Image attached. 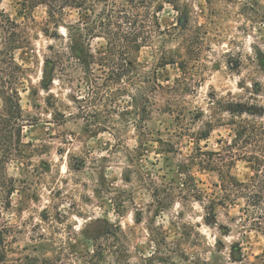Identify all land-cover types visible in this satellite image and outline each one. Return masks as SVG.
Masks as SVG:
<instances>
[{
  "label": "rangeland",
  "instance_id": "obj_1",
  "mask_svg": "<svg viewBox=\"0 0 264 264\" xmlns=\"http://www.w3.org/2000/svg\"><path fill=\"white\" fill-rule=\"evenodd\" d=\"M187 3L191 28L168 44L187 66L161 67L154 46L140 53L142 70L155 73L164 89L146 122L150 137L139 144L131 129L121 141L108 132L92 134L67 100V89L55 82L50 93L70 106L61 108L71 114L61 123L47 105L53 100L41 88L44 55L51 44L42 33L45 11L18 0L1 1L31 42L15 52L16 61L28 70L17 85L26 120L22 142L28 146L0 172L13 186L8 195L0 190L9 264L24 256L58 255L78 264L100 247L98 264H184L178 257L182 252L200 264H240L232 256L234 245L241 248L243 263L252 264L262 253L264 237L232 221L237 209L219 210L217 226L203 223L201 206L183 199L187 190L180 185L184 173L178 174V167L196 145L219 152L244 120L264 124V0L247 6L244 0ZM178 18L165 5L158 15L161 29H172ZM168 108L175 110L173 115ZM197 132L207 134L206 139L195 140ZM169 142L174 153L165 152ZM190 171L199 190L211 192L216 173L196 166ZM231 174L248 182L252 168L237 160ZM119 229L125 234L122 252L113 237ZM152 237L167 245L156 246Z\"/></svg>",
  "mask_w": 264,
  "mask_h": 264
},
{
  "label": "trees",
  "instance_id": "obj_2",
  "mask_svg": "<svg viewBox=\"0 0 264 264\" xmlns=\"http://www.w3.org/2000/svg\"><path fill=\"white\" fill-rule=\"evenodd\" d=\"M0 0V172L4 164L23 156L28 144L22 142L25 122L17 85L26 79L28 70L15 59V52L31 45L30 38L19 24L2 9ZM27 8L42 7L45 22L42 33L51 44L44 55L41 88L48 93L47 102L65 123L68 116L61 108L70 109L58 95L50 93L52 86L67 89L66 98L76 109L92 134L110 133L121 141L131 129L138 133L142 144L150 137L146 122L152 115L155 98L163 93L155 73L145 72L140 65L143 48L154 46L160 53L159 65H177L180 69L188 61L180 52L168 49V44L191 28L192 15L188 0H18ZM244 5L258 4L260 0H244ZM165 5L171 6L179 16L177 25L162 30L158 15ZM193 56V55H192ZM192 60V57L189 58ZM164 110V109H163ZM175 110L168 108L172 114ZM178 117V116H177ZM179 119V117H178ZM183 135V132H178ZM194 135V134H193ZM207 134L197 132L195 140L206 139ZM163 143L162 140H158ZM167 153H174L172 143H166ZM250 164L252 176L248 182H240L232 174L235 161ZM213 172L217 182L211 192L199 190L192 167ZM184 178L180 185L187 190L184 200L193 199L203 210L202 221L206 226H217L219 210L237 209L238 220L243 227L256 231L264 237V124L256 120L240 123L234 138L219 152H204L196 145L186 162L178 167ZM12 185L0 174V190L10 194ZM154 192V197L157 195ZM229 232L226 226H218ZM6 228L0 224V264H9L6 248ZM116 240L118 252L125 248L120 238L125 234L119 229ZM156 246L167 245L155 237ZM218 245H222L217 240ZM232 256L244 264L239 246H233ZM103 250L98 248L78 264H98ZM178 257L184 264L192 262L182 252ZM17 264H76L67 255L53 259L24 256ZM264 264V249L255 257V263Z\"/></svg>",
  "mask_w": 264,
  "mask_h": 264
}]
</instances>
